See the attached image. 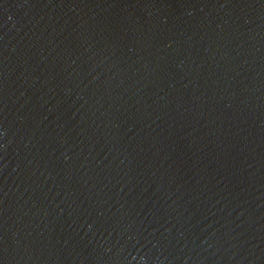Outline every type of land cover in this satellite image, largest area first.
<instances>
[{
	"label": "water",
	"instance_id": "water-1",
	"mask_svg": "<svg viewBox=\"0 0 264 264\" xmlns=\"http://www.w3.org/2000/svg\"><path fill=\"white\" fill-rule=\"evenodd\" d=\"M0 264H264V0H0Z\"/></svg>",
	"mask_w": 264,
	"mask_h": 264
}]
</instances>
